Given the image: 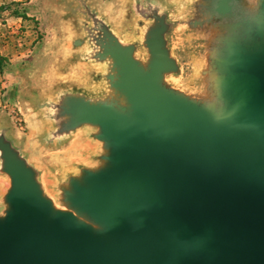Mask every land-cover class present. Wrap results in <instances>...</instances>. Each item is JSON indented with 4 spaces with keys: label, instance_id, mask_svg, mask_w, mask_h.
Returning <instances> with one entry per match:
<instances>
[{
    "label": "water",
    "instance_id": "1",
    "mask_svg": "<svg viewBox=\"0 0 264 264\" xmlns=\"http://www.w3.org/2000/svg\"><path fill=\"white\" fill-rule=\"evenodd\" d=\"M233 0L217 13L232 15ZM264 39L225 56L216 102H193L161 86L172 64L161 41L145 72L113 53L117 86L132 115L75 106L111 142L110 169L77 187L75 214L53 213L29 169L3 145L13 179L0 220V264H264ZM130 127L123 117H134Z\"/></svg>",
    "mask_w": 264,
    "mask_h": 264
},
{
    "label": "rangeland",
    "instance_id": "2",
    "mask_svg": "<svg viewBox=\"0 0 264 264\" xmlns=\"http://www.w3.org/2000/svg\"><path fill=\"white\" fill-rule=\"evenodd\" d=\"M219 1L0 0V52L10 62L0 74L1 221L12 209L13 188L3 144L31 171L54 214L95 224L75 203L77 187L111 168L114 148L99 125L79 119L75 106L132 115L117 86L118 49L147 73L152 45L161 41L172 64L162 88L216 102L226 54L264 39V0H233L228 16L217 13Z\"/></svg>",
    "mask_w": 264,
    "mask_h": 264
},
{
    "label": "bare ground",
    "instance_id": "3",
    "mask_svg": "<svg viewBox=\"0 0 264 264\" xmlns=\"http://www.w3.org/2000/svg\"><path fill=\"white\" fill-rule=\"evenodd\" d=\"M123 118L130 127H136L138 124L135 116L134 117H123ZM75 215L77 217L76 220L80 221L81 218L77 214H75ZM91 227H92V232L94 235L107 238L108 228H107L105 223L99 222V224H98L96 222L95 224L91 225Z\"/></svg>",
    "mask_w": 264,
    "mask_h": 264
},
{
    "label": "trees",
    "instance_id": "4",
    "mask_svg": "<svg viewBox=\"0 0 264 264\" xmlns=\"http://www.w3.org/2000/svg\"><path fill=\"white\" fill-rule=\"evenodd\" d=\"M15 16L22 18L24 20L28 19L26 13H23V15H20L19 12H15ZM10 66L9 60L4 57L0 52V74H3L4 71Z\"/></svg>",
    "mask_w": 264,
    "mask_h": 264
}]
</instances>
